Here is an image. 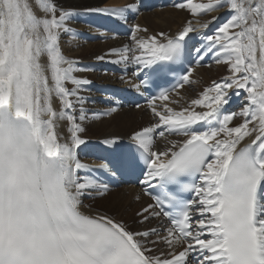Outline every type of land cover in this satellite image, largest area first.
<instances>
[{"label":"snow or ice","instance_id":"obj_1","mask_svg":"<svg viewBox=\"0 0 264 264\" xmlns=\"http://www.w3.org/2000/svg\"><path fill=\"white\" fill-rule=\"evenodd\" d=\"M224 4L228 17L203 36L207 43L195 53L200 60L212 55L229 74L180 111L167 105L168 114L157 110L156 100L169 99L168 90L161 91L147 104L158 123L131 137L134 161L146 168L140 183L159 189L156 195L146 189L154 203L137 216L141 223L167 218L170 226L161 235L155 228L133 230L104 212L80 210L83 196L93 190L102 195L107 184L79 159L86 143L80 122L88 117L83 107L77 116L76 105L85 103L80 92L89 81L74 75L77 61L66 58L58 44L70 31L66 21L78 13L40 0L38 7L47 14L41 18L29 0H0V264H189V258L195 264H264V0H184L174 6L197 14ZM136 10L138 5L128 4L85 11L126 21V13ZM131 31L132 43L109 54L116 55L111 62L123 64L125 73L132 66L133 77H139L161 61L182 63L185 38L194 28L189 23L176 36L159 33L162 41L155 35L138 37L139 25ZM189 82L186 74L175 87ZM149 86L148 78L132 84L137 92ZM230 91L244 96L243 106L225 113ZM116 111L113 106L94 116ZM235 119L241 122L233 126ZM65 120L66 139L58 130ZM156 132L161 138H183L169 140L163 151L153 150ZM246 137L254 138L238 148ZM183 192L195 196L185 200ZM158 243L184 247L157 255L153 246Z\"/></svg>","mask_w":264,"mask_h":264},{"label":"bare ground","instance_id":"obj_2","mask_svg":"<svg viewBox=\"0 0 264 264\" xmlns=\"http://www.w3.org/2000/svg\"><path fill=\"white\" fill-rule=\"evenodd\" d=\"M54 2L57 5L58 9L59 8L70 9L78 13V15H75L71 19L68 20V21L70 20L73 21V24L69 28L70 31L61 35L62 38L65 37L64 41L65 42L67 41V44L70 45L69 49L66 50L67 54H65L66 52H62L63 55L65 54L64 56L66 58L76 60L77 62L84 61V60H100L99 59L100 57L110 58L114 60L117 57L114 54L112 55L109 54L110 49L120 48L124 44L132 43L131 40L128 41L126 39H122V42H120L119 40H117V38L110 37L109 40L101 41L100 48L92 49L95 43L85 42L88 38V36L86 35V32L90 31L91 35H94L92 34L93 32V33L99 34L100 36L102 34L105 35V33H103L104 31L101 30L102 29L101 23L98 22V24H94L93 20L96 18L94 16L88 15L85 11H83L85 9L95 8L96 6L122 7L128 4H133L131 0H54ZM198 2L207 3L209 2V0H197L196 3ZM29 3L31 4L33 11L38 17H41V18L46 17L47 14L43 12L42 8L38 7L40 0H29ZM225 7L227 8L228 5L224 4L222 7H218V9L222 10ZM220 10L214 11V12H212L211 10L206 13L193 14L187 8H183V9L177 8L171 11V13L170 12L168 13V11H166L167 13L165 14L166 15L169 14V17H166L165 15H160L161 17H156L157 14L155 16L150 15L147 17H144L143 15L142 16L139 15L140 18L139 16L137 18H139L140 21L138 20L136 25H139L142 31L138 32L137 36L141 38H147V36L155 35L157 36L158 40L162 41L163 38L158 35L160 32L168 36H172L176 32L181 31L184 26L191 23L192 27L194 28L195 34L198 33L199 37L203 39V36L213 34L214 29L219 27V26L214 25L216 21H218V25L225 22L226 18L224 16L221 17V15H219ZM56 15L59 16V11H57ZM106 17L110 18L108 16ZM213 17H217V18L220 17V18L213 20ZM145 18H147V20H145ZM149 18L153 19L154 21L152 22H155V23H151L149 21L150 20ZM170 18H171V21L176 20V19L180 21V24L178 25L177 29H174L172 27V22L169 21ZM172 18H176V19H172ZM119 21L124 22V20H119ZM208 21H211V23L209 24L207 29L200 27V25ZM131 24H135V23H131ZM143 30H146V32ZM97 34H95L94 36L100 38V36H98ZM79 41H82V43L84 44H79ZM203 41L207 43L206 40L203 39ZM83 46L88 47V48L87 49L82 48L79 50V48ZM129 54L131 55V53ZM46 62H47V57L45 55L42 58V63H46ZM213 62H215V60ZM215 64L218 65L219 67L217 69V66H216L214 71H210V69L214 65L210 69H208L209 71H205L207 67H201V68L194 69L190 77L194 78L196 84L194 85L192 89H189L187 86H185L184 88L178 90L176 94L180 93L182 95L181 96L179 94L180 97L178 100H176L177 99L176 94H172L169 96L168 100H174V98H176L175 99L176 101L173 103L174 105H172L174 111L175 110L180 111L182 108L191 107L190 101L192 99L199 98V94L205 88H208V85L213 80H217L219 82L222 79V77H226L229 74L226 65H224L223 63L221 64L215 63ZM75 67L78 70L74 72V75L77 76L78 78L86 79L87 81L94 79L95 77L97 78L98 72L96 71V69L94 70L82 69L78 66V63L75 65ZM99 75H102V74H99ZM109 76H111V74L108 72L107 74H103L104 80L110 81L111 78ZM67 86L70 88L72 87L70 83ZM98 91L99 89L94 87V92H98ZM80 95L84 96L86 98V101L85 103H83V105H80V104L76 105L77 116L79 114L78 109L80 107L88 108V107H91L92 105L90 101V97H89V91H88L87 84L82 86ZM170 104H172V102ZM53 105L58 110L60 107L59 100L54 99ZM242 106L243 105L241 104L240 108ZM202 109L204 108L199 107V106L195 108V110L197 111H201ZM141 111L142 110L140 108L139 109H118L115 113L111 115H103L101 117L100 116L99 117H93V116L89 117V115H87L89 117L88 119L90 120L85 121V122L83 121L82 122L78 121V122H80L81 124L85 123L82 126L84 128L83 133H85L84 136H88L89 138L106 140V139H111V138L125 137L126 135H130L140 130L141 128L139 127L148 125V123L150 122L147 116L142 117L139 114ZM140 118L141 120H139ZM238 120L239 119H235L234 122L236 123ZM134 125L136 126L135 128H134ZM58 130L63 138L66 139L69 136L66 120L58 124ZM253 138L254 137H246L239 144H241L244 141H251ZM179 139H180L179 137L172 138V139H168L167 137H165L157 141L156 147H161V146L167 147L169 140H179ZM165 147H163V149H159V151H163ZM98 196H99L98 197L99 202L97 200L94 202H90L89 200H86L85 201L86 203H82V207L80 210L84 212L85 214L93 215L99 212L94 207L99 206L100 209L102 210L105 209L104 212H106L109 215L114 212H120L118 217H115V218L122 220L124 223H126L129 226V228L133 230L156 228L157 224L160 223L158 217H153L152 219H150V221H146L144 223L140 222L141 217L137 216V213L140 212L143 208H145L146 205H148L149 200L145 198L144 196L140 195L139 191L135 188L123 187L121 189H113L111 191L104 192L102 195H98ZM139 196L141 197L142 201H144L143 204H137L136 202H134V199Z\"/></svg>","mask_w":264,"mask_h":264},{"label":"rangeland","instance_id":"obj_3","mask_svg":"<svg viewBox=\"0 0 264 264\" xmlns=\"http://www.w3.org/2000/svg\"><path fill=\"white\" fill-rule=\"evenodd\" d=\"M193 2H197V0H194ZM133 3V2H132ZM199 3V2H198ZM169 9V10H168ZM175 9H177V8H167V9H163V10H156L155 12H151V13H148V14H142L144 17H147V16H150V15H153V16H155L156 14H157V16L156 17H161L160 15H165L166 17H169V14H165V13H167L166 11H168V13L170 12L171 13V11H173V10H175ZM218 8H215V9H213L212 10V12H214V11H218V10H220V9H218ZM226 7L224 8V9H222V10H220V13H219V15H221V17H223L224 15L222 14L224 11H226ZM164 13V14H163ZM141 15V16H142ZM107 16V15H106ZM108 17H110V16H108ZM139 18H140V16H139ZM139 18H137V21L139 20ZM220 18V17H219ZM218 18V19H219ZM150 19V18H149ZM148 19V20H149ZM172 19H176V18H172ZM145 20H147V18H145ZM136 21V22H137ZM140 21V20H139ZM151 23H155V22H152V21H154L153 19H150L149 20ZM148 21V22H149ZM169 21H171V18L169 19ZM149 22V23H150ZM172 22V27L174 28V29H177V27H178V25L180 24V21L178 20V19H176V20H172L171 21ZM217 23H218V21H216ZM70 24V25H69ZM73 24V21H67L66 22V26L68 27V28H70V26ZM136 24V23H135ZM153 25V24H152ZM158 26V25H157ZM140 27V26H139ZM160 31V30H159ZM160 33H162V32H160ZM201 33V32H200ZM92 34H97V33H93L92 32ZM98 36H100L99 34H97ZM61 39V40H60ZM59 40H58V44H59V46H62L61 48V51L62 52H66V50L67 49H69V47H70V45L69 44H67V41L65 42L64 40H65V37H63L62 38V36H61V38H60ZM61 43V44H60ZM79 44H84V43H82V41H79ZM101 47V45H100V43L98 44V43H95L94 44V47L92 48V49H98V48H100ZM82 48H84V49H87L88 47H85V46H83V47H81V48H79V50L80 49H82ZM65 54H67V52L65 53ZM215 63V62H214ZM213 65H209V66H207V68H206V70L205 71H209L208 69H210L211 67H212ZM215 66V67H214ZM214 66L210 69V71H214L215 70V68H216V66H217V69H218V65H216V64H214ZM192 74V73H191ZM191 76V75H190ZM189 76V77H190ZM222 78H224V77H222ZM193 80H194V78H192ZM188 87V86H187ZM190 89V88H189ZM178 94H180V93H178ZM181 95V94H180ZM179 95V96H180ZM182 96V95H181ZM177 97V96H176ZM174 105V104H173ZM172 108H173V106H172ZM85 109V112H86V114L87 115H89V117L90 116H93V117H99L100 115H95L94 116V114H92V113H90V112H88V111H86V109L87 108H84ZM176 111V110H175ZM91 112H92V109H91ZM140 114V113H139ZM79 115V114H78ZM88 117V116H87ZM88 117V118H89ZM101 117V116H100ZM85 119L83 122H85V121H88V120H90V119ZM99 119H101V118H99ZM85 123H82V126L84 125ZM136 126L134 125V128H135ZM82 134L84 135L85 133H83L82 132ZM81 134V135H82ZM98 197L99 196H97L96 198H94V199H92V200H89L90 202H94V201H98L99 199H98ZM99 202V201H98ZM114 202V201H113ZM134 202H136L137 204H143L144 203V201H142V199H141V197L139 196V197H136L135 199H134ZM82 203H84L83 201H82ZM113 204H115V203H113ZM96 205V204H95ZM95 209H97L99 212H104V210L105 209H100V207L98 206V207H94ZM105 213V212H104ZM120 214V212H114V213H112V214H110L111 216H114V217H118V215ZM133 225V224H132ZM147 230V229H146ZM149 230V229H148ZM140 231V230H139ZM161 253V252H160ZM160 253H157V255H159Z\"/></svg>","mask_w":264,"mask_h":264}]
</instances>
